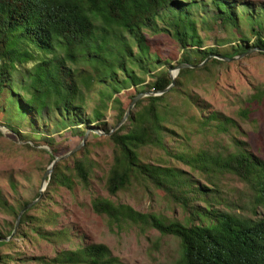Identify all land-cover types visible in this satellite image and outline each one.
Returning a JSON list of instances; mask_svg holds the SVG:
<instances>
[{"label": "rangeland", "instance_id": "obj_1", "mask_svg": "<svg viewBox=\"0 0 264 264\" xmlns=\"http://www.w3.org/2000/svg\"><path fill=\"white\" fill-rule=\"evenodd\" d=\"M234 1L240 5L250 4L255 9L264 8V0ZM194 17L203 42L201 50L215 48L219 52L212 59L221 60L217 57L231 53L232 47L238 44L253 45L251 29L252 26L256 29L255 25L242 21L236 29L213 21L202 11L195 12ZM145 34L149 53L155 56L149 72L144 74L136 67L131 68L126 59V66L143 80L142 84L129 85L118 93L100 84L92 86L84 95L81 114L87 123L83 125H59L58 116L53 114L38 121L31 115L21 116L7 102L8 94L5 91L0 94V193L6 204V209L0 208L1 236H11L19 213L38 198L43 176L53 159L77 148L87 134L83 146L58 161L52 169L51 175L57 169L68 178V183L63 186L51 182L50 175L42 196L21 215L8 240L11 244L0 246V264H44L35 258L51 260L59 252L75 250L78 245L98 244L108 249L111 261L97 264H178L182 259L179 239L156 230L149 216H155L165 225L179 223L186 227L203 224L199 215L205 218L209 213H226L250 220L264 218V206L257 201L254 182L231 173L217 175L209 181L205 175L190 171L189 167L155 146L141 148L138 151L140 161L179 168L188 173L192 186L186 204L176 202L168 193L139 177H131L122 190L108 194L105 184L114 152L108 131L128 127L129 116L138 110L135 106L127 120L115 129L133 98L152 92L148 85L154 75L164 71L169 73L183 59L182 51L167 35ZM261 36L264 39V23ZM255 49L251 48L250 53L235 56L225 64L209 66L207 71L188 74L180 80L178 90L166 96L162 106L166 105L168 111L166 126L169 131L164 137L167 151L184 154H193L198 149L223 151L231 145L230 138L235 137L264 162V53ZM136 52L133 45L132 53ZM190 62L197 64L201 59L191 56ZM78 67L89 70L85 63ZM121 74L118 72L119 77ZM177 78L178 73L175 80ZM13 79L17 93L23 96L20 75H14ZM154 93L161 96L159 92ZM144 105L145 100L141 106ZM205 107L209 113L215 111L230 118L237 129L229 127L226 133H217L215 123L201 128L197 120L207 116L208 112L201 113L196 108ZM97 112L101 115L99 119L93 116ZM74 160H82L89 167L86 185L75 176ZM99 202L110 203L118 210V220L96 213L92 204ZM12 210L15 215L11 214ZM22 219L24 224H21ZM38 227L48 234L47 237L54 232L60 234L49 240L42 239L35 233ZM21 230L23 237L18 235ZM79 264L95 263L84 260Z\"/></svg>", "mask_w": 264, "mask_h": 264}, {"label": "trees", "instance_id": "obj_2", "mask_svg": "<svg viewBox=\"0 0 264 264\" xmlns=\"http://www.w3.org/2000/svg\"><path fill=\"white\" fill-rule=\"evenodd\" d=\"M197 11L236 29L242 21L256 26L251 29L252 46L238 44L232 47L231 53L220 57L230 60L251 48L264 49L261 36L264 8L255 9L247 3L240 5L234 0H0V94L4 91L8 94L7 102L21 116L31 115L38 121L53 114L58 116L59 125H83L87 123L81 114L84 95L91 87L100 84L118 93L129 85H141L143 80L135 76L126 63L147 74L155 56L149 53L145 33L165 34L182 51L180 64L187 66L179 70L170 90L137 102L138 110L129 116L128 127H120L112 133L108 131L114 146L105 184L108 194L122 190L131 177H139L168 193L176 202L186 204L192 186L188 173L179 168L140 161L138 151L155 146L189 167L190 171L205 175L209 181L217 175L231 173L254 182L257 201L264 206V162L256 158L245 143L231 137V145L223 151L198 149L193 154L169 152L164 144L165 134L169 131L166 126L168 111L166 105L162 106L166 96L176 92L180 80L188 74L207 71L209 66L228 61L215 58L205 61L219 52L215 48L201 50L203 42L194 17ZM133 45L136 54L132 53ZM191 56L204 62L201 68L196 69L201 62H190ZM80 63L89 65V70L79 68ZM118 72L122 73L121 77ZM14 75H20V87L24 91L21 97L16 91ZM170 83L169 73L159 72L149 83L148 90L162 92ZM144 100L146 105L141 106ZM196 110L208 112L206 107ZM93 116L95 119L101 117L99 112ZM197 123L201 128L215 123L217 133H226L229 127L237 129L230 118L215 111L208 112ZM10 131L18 133L14 129ZM73 164L75 176L86 185L89 167L82 160H74ZM50 181L65 186L69 180L55 169ZM0 208L6 209L1 193ZM92 209L118 220L119 211L110 203H93ZM11 214L16 213L12 210ZM208 215L205 218L199 215L203 224L188 227L179 223L165 225L152 215L149 219L156 230L179 239L182 259L178 264H264V218L242 219L226 213ZM24 223L22 219L21 224ZM32 231L35 232V228ZM35 233L46 240L60 234L54 232L47 237L40 227ZM18 235L23 237L22 230ZM8 236L0 235V238ZM9 244L11 242L2 241L0 246ZM108 257V249L98 244L78 245L75 250L59 252L51 260H35L44 264H79L91 260L97 264L110 262Z\"/></svg>", "mask_w": 264, "mask_h": 264}, {"label": "water", "instance_id": "obj_3", "mask_svg": "<svg viewBox=\"0 0 264 264\" xmlns=\"http://www.w3.org/2000/svg\"><path fill=\"white\" fill-rule=\"evenodd\" d=\"M255 50H256V51H262V52H264V49H257V48H256ZM250 52H251V50H250V51H247L245 54H248V53H250ZM245 54H244V55H245ZM212 58H213V56H209L205 61H208V60H210V59H212ZM217 58H218V59H221V60H228L227 58H223V57H219V56H218ZM186 66H187V65L179 64L178 66H175L172 70L169 71V76H170V78H171V83H170V85H169L164 91L159 92L161 95H162L164 92L170 90V89L173 87L176 74L178 73V71H179L181 68L186 67ZM150 96H156V94H155L154 92H150V93H147V94L144 93V94H138L137 96H135V97L133 98L131 104H130L129 107L127 108V110H126V112H125V114H124L122 120H121L120 123L116 126L115 129L119 128V127H120V126H121V125L127 120V117H128V115H129V112H130V110L135 106V103H136L137 100H139V99H141V98H145V97H150ZM112 132H113V131H112ZM112 132H110V133H112ZM108 135H110V134H108ZM86 137H87V134L84 135L83 140H82V143H81L77 148L71 150L70 152H68L67 154H65V155H63V156L55 157V158L53 159V161L51 162L50 166L46 169L45 174H44V176H43V179H42V189L39 191V196H38V198H37L36 200H34L33 202H31L30 204H28L27 206H25V207L23 208V210L19 213V215L17 216V219H16V224H15L14 231H15V229L17 228V225H18V222H19V220H20V218H21V215H22V214L26 211V209H28L32 204H34L35 202H37V201L39 200V198L42 196V193L44 192L43 188H45V187L47 186V182H46V180L49 179V177H50V175H51V172H52V169L54 168V166L56 165V163H57L58 161H60V160H63V159H65V158L69 157V156L72 155L74 152H76L80 147H82L83 144H84V142H85V140H86ZM14 231L12 232V234H11L10 237H8V238H6V239H4V240H5V241L10 240L11 237L13 236V234H14ZM0 241H1V239H0Z\"/></svg>", "mask_w": 264, "mask_h": 264}]
</instances>
